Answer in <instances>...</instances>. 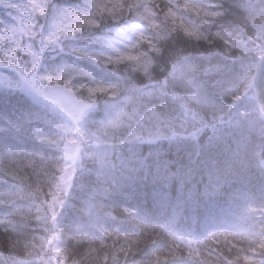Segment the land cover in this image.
Instances as JSON below:
<instances>
[{"label": "snow or ice", "instance_id": "1", "mask_svg": "<svg viewBox=\"0 0 264 264\" xmlns=\"http://www.w3.org/2000/svg\"><path fill=\"white\" fill-rule=\"evenodd\" d=\"M47 3L48 0H27V3L0 0V7L9 10L12 21L0 28V43L12 45L6 53L8 61H0V66L19 72L30 89L63 117L57 126L58 136L43 137L60 149L61 156L57 160L16 153L0 165V172L14 181L13 187L0 191V203L33 202L30 207L17 206L10 214H5L0 218V226L6 223H35L42 229L43 235H34L29 242L9 239L10 253L19 257V264H51L53 255L58 258L57 264H61V260L63 264H121V257L124 264H140L134 259L142 249V241L136 235L125 234V243L118 250L114 244L106 243L107 239H119V232L109 231L100 224L101 210L94 197L88 200L84 209L87 223L77 224L68 236L76 245L87 242L88 253L75 260L70 250H60L59 242L65 235V229L58 224L57 218L73 185L80 161L87 155L98 158L101 170L106 167L107 153L101 150L102 142L85 152V117L96 105L97 98L105 97L111 102V111L100 123L107 130H119L138 115L137 106L149 108L153 96L167 94L177 102L183 122H191V131L186 134L194 139L206 125L191 105L212 103L205 88L206 81L201 79V75L222 74L230 64H239V72L227 80H217L216 84L220 91L231 95L234 102H239L242 97L248 102L250 109L237 112L236 122H243L253 109L264 117V87L258 92V82L264 80V43L248 40L242 33L212 31L217 18L223 15L216 0H91L90 12L73 8L59 10L48 32L44 34L40 30L41 46L39 51H35L25 38L30 41L37 37L35 17L47 13ZM247 8L255 12L256 0H248ZM129 14L145 22L149 32L136 33V42L125 50L107 44L112 54L93 56L92 59L110 65L127 64L133 71L142 72L148 84L154 85L147 92L141 91L132 78H126L119 85L74 84L76 77H88V74L69 67H64L55 77L37 75L40 56L48 45L58 44L61 37H71L77 30L90 31L98 27L102 20L119 21ZM174 32H182L190 39L204 40L209 44L221 42L223 48L218 50V55L228 63L209 62L208 66L201 67L189 57H178L172 63L167 79L158 85L153 83L154 61L151 53L159 54L158 42ZM261 36L264 37V32ZM18 50L33 57L30 70L20 66ZM82 54L89 55L87 52ZM42 79L48 81L46 86L41 84ZM121 99L125 105H131V111L125 110L119 103ZM219 123H224L223 119ZM179 136L175 128L161 125L136 139L151 142L174 140ZM248 213L245 231H240L237 225L235 230L214 231L203 239H184L175 235L167 225L148 223L143 218L137 220L145 227L159 228L172 236L171 244L165 246L166 251L162 249L153 253L154 264H170L181 257H186L191 264H240L241 261L243 264H264V225L257 228L256 224L257 220L264 221V208L249 207ZM90 229H96L100 234L94 235ZM194 242L197 247H193Z\"/></svg>", "mask_w": 264, "mask_h": 264}, {"label": "bare ground", "instance_id": "2", "mask_svg": "<svg viewBox=\"0 0 264 264\" xmlns=\"http://www.w3.org/2000/svg\"><path fill=\"white\" fill-rule=\"evenodd\" d=\"M67 8L68 7H64L63 9ZM106 25L112 26L111 22H108ZM213 31H216L214 26ZM114 32L119 38L128 40L126 46L121 49L125 50L136 42V33L145 32L147 34L149 29L139 27L131 30L118 27L114 29ZM84 37L85 39L88 38L87 36ZM101 39L105 40L104 37ZM165 40L167 41V45L171 44L166 50L169 55L171 54L173 56L171 57L172 60L175 61L178 57L186 56L203 67L198 62L199 58L192 57L194 54L187 53L181 48L180 42L176 38V34H170L163 41ZM204 44L209 46V44ZM204 44H202L203 47H205ZM213 44L210 45L212 46ZM223 63H225V61ZM126 65L127 64L110 65L109 69L102 70L101 72L109 78V82L121 84L125 79L117 76V73L114 71V66L120 72L123 71L126 76V72L124 71ZM230 65L233 67L229 66L228 70L222 74L230 72L234 67H239V64ZM214 76H219V74L214 73L207 77L201 75V79L207 81L209 84H206L205 87L209 89L208 92L210 94L208 95L212 99L211 104L199 106L204 117L207 119V121H205L202 116L200 117L206 127H203L194 139L185 133L174 140L163 139L148 142L152 145L156 142L159 144L163 143V151L171 162L168 161L162 165H156L155 168H151L147 162H143V170H148L144 171L142 174V186L144 190H141L136 184L128 190L130 200L135 202L147 200L145 207V213L147 215H159L162 212V209L168 213H173L175 211V219H181L182 222L179 231L184 233L186 239H203L209 233L216 231L221 225L212 220L195 221L188 217L192 212V204L199 200L192 201L191 198H187V200L182 203L177 199V195H179L187 186H198L203 184L201 192L210 190L212 176L214 175V169L211 163L212 160L218 161L220 166V161H223L224 164L232 165L228 172L230 179L224 186V193L227 195L229 193L231 194L232 202L230 205H223L219 213L225 212L230 206L238 208L239 211L237 216L239 220H237V223L240 224V231H245L248 227V223L245 220V217L249 216L248 208H264L259 200L253 196L251 193L252 189L250 188V186H252L257 189L258 198L264 200V186L258 183L260 180L256 179L251 173H249L250 170H253L249 156L251 157V155H254L253 160L254 162L256 161V163L258 162V167L264 165V161L261 157L263 156V153L259 149L261 148V140L256 135L258 122L255 120L250 122H236L238 119L237 112L249 110L250 106L245 98L242 97L239 102H234L231 95L220 91L216 81L221 79ZM132 79L135 80L138 86H144L147 89L154 87V85H149L147 83V80L143 75H133ZM258 83L259 92L260 88L264 87V80H261ZM20 90L22 94H9L6 90H0V145L3 144L2 147H0V163L3 164L7 162L11 156L16 153L28 154L34 158L42 157L47 160H57L61 156L60 149L49 143L48 140L43 139V137L55 138L58 136L59 129L57 126L62 122V120H59L60 116L57 114L58 111L53 109L47 101L42 97H39L32 90L29 91L22 87H20ZM26 98H28V100ZM48 105H50V107H48ZM101 108L100 105H94L88 114L94 115L96 114L97 109ZM162 117H160L161 125L168 121L166 118L162 119ZM221 119H223L224 123H219ZM149 121L143 124V127L145 129L153 130L156 127V124L153 120ZM236 128L238 130H236ZM224 134L231 135L234 141L226 139ZM237 141L244 145V155L240 154L238 157L232 155ZM133 145L144 147L145 143L137 141L133 143ZM232 146H234L233 149ZM105 149H111V147L102 146L101 150L109 154L105 157V163H107L106 160L110 158L113 164L116 165V167H110L109 171L113 176H118L128 165V157L120 146L113 147V152ZM87 151H89V149L85 148V152ZM131 151H134V149H131ZM35 152H40L42 155L36 157L34 156ZM91 158L93 159L92 162L86 167L89 170L87 178L92 181L90 176H93L95 182L91 184L90 191L95 189L93 194H98L104 188L103 179L107 175L106 171H108V167L106 166L105 169H103V172H101L98 158ZM80 169V167L77 168V172L74 175L73 185L69 194L65 198L63 207L59 210L57 222L65 229V235L61 240H71L68 236L74 227L77 224L87 223L84 209L87 206L88 201L85 200L88 197L86 193H84L85 189L80 179ZM140 178L138 179V182L140 181ZM232 180H235V183H231L230 181ZM13 185L14 181L4 173L0 172V191L9 189L13 187ZM104 193L110 200L115 199L120 195V191L113 187L106 188ZM196 196L202 197L198 189L197 194H193V199H196ZM97 197L98 196H94L95 199H98L97 203L101 210L102 219L100 220V224L109 231L119 232L117 217L122 216L126 209L119 207L115 210V215L111 214L103 208L102 198L100 199ZM32 204L33 202L30 200L16 201L14 205L0 203V218H3L5 214H10L17 206L30 207ZM199 210L200 208L197 213ZM144 220L148 223L160 224L153 217L144 218ZM135 221L139 224V227H135L129 231L137 234L140 238L144 237L145 232L154 234L156 238L154 246L157 250L171 244L170 239L162 240V235L159 233L161 229L157 228L153 230L152 227H145L137 219H135ZM256 224L257 228H259L261 225H264V221L257 220ZM13 226H15V228ZM41 231L42 229L35 223L16 225L6 223L0 226V237L19 242H29L34 235H43ZM90 231L97 236L100 234L96 229H90ZM125 234L127 233H123L122 235L125 236ZM54 235H58V233ZM118 240L119 239H107L106 243L109 245L114 244L118 249L120 245L124 244ZM69 242H71L73 246L79 247L82 251H85L86 249L89 251L87 242H84L82 245H76L73 241ZM197 246L198 245L194 242L193 247ZM241 246L243 247L244 245ZM186 255L187 253L185 251V256ZM183 258L187 259L186 257ZM47 259L48 257L45 256V260ZM57 259L58 258L54 255L51 256V264H57ZM122 262H124L123 257H121V263ZM61 264H63V260H61ZM101 264H103V262H101Z\"/></svg>", "mask_w": 264, "mask_h": 264}, {"label": "trees", "instance_id": "3", "mask_svg": "<svg viewBox=\"0 0 264 264\" xmlns=\"http://www.w3.org/2000/svg\"><path fill=\"white\" fill-rule=\"evenodd\" d=\"M68 1L69 0H48L47 13L45 15H42V16L37 15L35 17L38 35L37 37H35L34 39H31L30 41H26L27 38H25V42L31 43L35 51H39L40 46H41L40 36H39L40 30L42 29L44 34L48 32L51 22L53 20V16L56 15L58 10H60L65 5H67ZM15 2L27 3V0H15ZM223 7L226 9L225 16L219 19L213 26L215 27V30L231 31L237 26V20H236V16L234 12L235 5L230 4L228 3V0H225V5ZM8 11L9 10H6L5 8L0 7V22H2L0 23V28H2L3 24L12 23L11 17L8 15ZM13 14H15L14 10H13ZM108 22L112 23L113 20L111 19L102 20L98 27L90 31L77 30L73 33L71 37H68V36L61 37L58 44L48 45L40 56V63L37 69V75L40 77H47V76L55 77L59 74V72L64 67H69L75 71L85 72L88 74V77H76L73 81L74 84L99 83L102 85H119V84L109 82L108 81L109 78L106 77L103 74V72H101L102 70L109 69L110 68L109 64H105L100 61L92 59V57L94 56V50L97 49V47L103 41L101 38L102 37L105 38V35H106L105 28L109 27L106 25ZM129 26L132 30L138 28L137 24L132 23V22L129 24ZM173 34H176V38L180 42L181 48L187 53L194 54L192 55V57L199 58L198 62L203 67L208 66L209 62L213 64L224 62V60H221L223 58L218 55V50H222L223 48V45L221 42L216 41L211 46L209 43L203 40L190 39L186 37L182 32H174ZM84 36H87L88 38L85 39ZM204 43L209 44V46H206ZM202 44H204L205 47H203ZM170 45L171 44L167 45L166 40L161 41L160 43L162 51L154 57V65L152 68L154 80L162 79L171 70V65L174 62V60H172L171 58L173 56L171 54L169 55V53L166 50V48L169 47ZM11 47L12 45L8 42L0 43V61H5V62L8 61L9 58L6 55V53L9 52ZM88 49H91V51L87 52ZM77 50H80V51H77ZM83 52H87L89 53V55H83L82 54ZM46 56L49 57L51 62L45 60ZM17 58H18V62L21 67H24L25 70L31 69L32 63H33V57L31 55L23 53L22 51L18 50ZM41 63H48L47 64L48 66L53 67L57 70L53 72L41 71ZM225 63H228V62L225 61ZM239 70H240L239 67H234L231 69L230 72L225 73V74H219V76H214V77H219V79L227 80L231 78L235 73H238ZM114 71L115 73H117V76L125 79L126 76L124 75L123 71L120 72L119 70L116 69L115 66H114ZM134 75H143V74L140 72H137ZM14 81H15V76L13 77V79H10L8 83V87H9L8 89L10 90L11 93H12V86H13ZM16 83L20 87H24L25 89H27V85L24 82L17 81ZM47 83L48 81L46 79L41 80L42 85H47ZM206 84H208L207 81L205 85ZM13 89H17V88H13ZM206 90H207V93L210 94L208 92L209 89L206 88ZM96 105H100L102 108L97 109L96 114L94 115L87 114V116L85 117V121H84V127L87 130L95 129L98 126L99 122L105 119V117L111 111V102L105 97H98ZM48 107H50V105H48ZM151 107L153 111L157 115H159V117L163 116L162 119L166 118L168 121H172L177 117L178 106L175 103V101H173L172 98L167 94H158L154 96L152 99ZM197 111L199 113V116L200 117L202 116L203 119L207 121V119L204 117V114L202 113V110H200L199 107L197 108ZM147 121H144V124ZM236 130L238 129L236 128ZM224 135L226 139H230L231 141H234L231 135L229 134H224ZM141 142L145 143L144 147L133 145V143L127 144L121 147L124 153L128 157V165L124 168L122 173H120L118 176L117 175L113 176L111 172L109 171L110 167H108V164L105 163L106 166L108 167L107 168L108 171H106L107 175L103 179L104 188L100 193L93 194V192H95V189L90 191L91 184L95 182L93 176H90L92 181H90V179L87 178V174L89 170L86 167L93 160L91 156L86 155L80 161V164H79V167L81 168L80 169V179L86 191V192L84 191V193H86L88 197L85 201H88L90 198H93L94 196H98L97 198H100V199L102 198L103 200L102 202L103 208L114 215H115V210L117 208L122 207L126 209V211L122 214V216L120 217L116 216L117 222H118V229H119V240L125 243L123 239L124 236L122 235L123 233H127L128 235H136V237H138L140 241H142L140 245L142 249L136 254L134 259L139 261L140 264H154L153 253L158 252V250L154 246V244L156 243L155 235L149 232H145L144 237L140 238L137 234H134L132 231H129V230L134 229L135 227H139V224H137L135 221V219L139 218L138 216H140V218H143V219L148 218V216L145 213L146 206L144 208L135 207L136 211L138 212V216H137L135 213V210L130 211V209H128L129 207L128 203L132 202V204L142 205L143 202L147 203V200L135 202L129 199L128 201L127 200L119 201V198H118L120 195L128 196V190L131 187H134L135 184L141 190H144L142 186V177H143L142 174L144 171H148V170H143L142 168L143 162H147L151 168H155L156 165H160V164L162 165L163 163H167L168 161L171 162L170 159L167 157V155L163 151V148H162L163 143L159 144L156 142L154 143V145H152L148 143L149 141L147 139ZM260 144H261V148L259 149L263 153V156L261 157L264 161V143L260 141ZM2 145L3 144H1L0 147H2ZM102 146H107V145L102 144L101 147ZM110 147L111 149H105V150H109L110 152H113V147L112 146ZM233 148L234 146H232V149ZM131 149H134V151H131ZM241 154L244 155V152H242ZM41 155L42 154L40 152L34 153V156L36 157H40ZM253 156L254 155H251V157L249 156V160L252 164V169H253V170H250L249 173H251L256 179L260 180V182L258 183L264 186V169H262L264 168V165H260V167H258L259 166L258 162L257 163L256 161L254 162ZM106 161H108V159ZM220 164L221 166H223L224 162L220 161ZM0 165H2V163H0ZM100 171L103 172V170H100ZM139 178H140V181L138 182ZM230 182L235 183V180H232ZM112 187L117 188L120 191V195L117 198L110 200L109 198L106 197L104 190H106V188H112ZM192 188H195L196 193H197V189L200 193H202L201 191L203 188V184H200L198 186L197 185L189 186L188 190H191ZM250 188L252 189V194L258 193V190L255 189L254 187L250 186ZM224 189L225 187H223L222 190L219 192H213L212 190H209L205 194H203L202 197L198 199L199 201L196 203L195 211L198 209L202 201H208L209 203L208 204L206 202L205 205L200 208L201 211L199 210L198 212L200 217H204L207 212L211 211V209H214L220 206V204H223V203L231 204L232 202L231 194L230 193L228 195L225 194ZM256 198L264 206V200L259 199L258 196ZM95 201L97 202L98 199H95ZM129 213H131L132 215H129ZM13 227L15 228V226ZM163 239H166V238L162 235V240ZM69 241H72V240H60L59 242L60 250L61 251H64L65 249L70 250L72 252V258L75 260H80L81 257L84 256L86 252H88V250L86 249L85 251H82L79 247L73 246L71 242ZM152 241H155V242L151 243ZM129 260H131V258H129ZM121 264H124V262H122ZM240 264H243V261H241Z\"/></svg>", "mask_w": 264, "mask_h": 264}, {"label": "clouds", "instance_id": "4", "mask_svg": "<svg viewBox=\"0 0 264 264\" xmlns=\"http://www.w3.org/2000/svg\"><path fill=\"white\" fill-rule=\"evenodd\" d=\"M216 3L220 5V11L223 12V15L217 18L215 23L219 19L223 18L226 13V9L223 7L225 5V0H216ZM228 3L235 5L234 12L237 20V26L231 31H220V30H216V31L235 33L236 35H240L242 33L248 40H254L259 43H264V37L261 36V33L264 32V0H256L257 10L255 12H252L247 8L248 0H228ZM160 43L161 41L158 42L161 52L162 48L160 46ZM151 55L153 56V61H154V57L158 54L151 53ZM125 72H126L125 79L132 78V76L135 73H137L133 71L131 66L129 65H126ZM168 74L169 72L167 73L166 76H164L160 80H154L153 72H152L153 83L157 85L162 83L165 79H167ZM147 83H149L148 80ZM140 90L147 92L149 89H147L144 86H140ZM172 100L175 101L173 98ZM119 103L124 106L125 110L131 111V105H125L123 99H121ZM175 103L177 104L176 101ZM151 104H152V100L149 108H145L143 106H137L138 115L127 126H124L119 130H107L100 122L94 130L85 129L87 134V142L85 147L91 150L98 142H102L104 145L112 146V147H118V146L122 147L124 145L137 142L136 138L138 136H142L145 133L147 134L151 131V129H145L143 127L145 120H153L156 124V127L161 126V119L153 111ZM191 106L195 109V111H197V108L200 105L192 104ZM252 120L258 122V129L256 135L261 140V142L264 143V117H262L256 109H253L249 117L245 118L244 121L250 122ZM163 125H167L169 128H175L178 135L180 136L184 135L186 132H190L192 127L191 122H187V123L183 122V116L181 115L179 106H178L177 117L172 121L164 122ZM243 150H244V145L242 143H239V141H237V144L235 146L232 155L238 157L243 152ZM211 163L214 169V175L212 176L211 190L213 192H219L228 183V180L230 179L228 172L232 167V165L224 164L221 167L219 165V162L216 160H212ZM107 164L108 167H116V165L113 164L110 158L108 159ZM8 244H9V239H4L0 237V264H19V257L12 255L10 253Z\"/></svg>", "mask_w": 264, "mask_h": 264}]
</instances>
